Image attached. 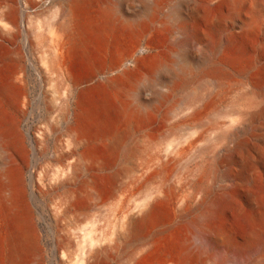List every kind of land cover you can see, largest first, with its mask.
<instances>
[{"label": "bare ground", "instance_id": "6f19581e", "mask_svg": "<svg viewBox=\"0 0 264 264\" xmlns=\"http://www.w3.org/2000/svg\"><path fill=\"white\" fill-rule=\"evenodd\" d=\"M65 2L48 28L53 47L54 34H62L63 56L53 53L48 61L66 76L57 81L63 102L78 96L75 122L67 132L70 145L82 146L80 159H88L93 170L84 184L98 190L111 184L96 151L100 146L110 153L119 149L128 162L121 170L129 178L125 187L145 177L154 181L133 208H123L113 244L153 222L151 232L163 235L162 208L171 205L173 218L187 221L199 250L183 240L173 242L160 264H202L208 244L234 264H246L249 254L264 251V0ZM18 10L15 0H0V264L37 259V239L23 204V164L14 154L22 136L7 117L9 109L23 111L26 101L22 57L9 46L18 34ZM151 26L172 38V47L154 50L147 43L140 53ZM253 51L259 55L255 67L247 60ZM70 58L90 68L73 73L63 63ZM161 109L170 124V145L149 139L141 161L133 162L134 129ZM77 169L62 174L60 185L73 181ZM230 216L244 218L246 230L232 235L225 227ZM232 238L242 244L241 253L222 248ZM140 241L149 244L144 256H152V241ZM139 243H127L126 263ZM113 244L100 243L78 264L106 262Z\"/></svg>", "mask_w": 264, "mask_h": 264}, {"label": "rangeland", "instance_id": "374dc122", "mask_svg": "<svg viewBox=\"0 0 264 264\" xmlns=\"http://www.w3.org/2000/svg\"><path fill=\"white\" fill-rule=\"evenodd\" d=\"M15 1L19 5L18 34L9 46L16 48L22 57L26 101L23 111L9 109L7 117L22 136L14 154L23 164V204L25 202L28 219L37 239V259L33 263L78 264L93 247L100 243L113 244L111 239L124 221L123 208H133L154 181L145 177L125 187L124 184L129 178L121 173V170L129 166L128 162L122 158L119 149L110 153L100 146L96 151L103 157L105 177L111 184L99 189L100 191L88 183L84 184L85 180L88 181L92 176L93 170L87 166L88 159L85 158L84 162L80 159L82 146L76 148L70 145L72 134L67 132L68 125L75 122L78 96L74 93L70 96L68 104L63 102L64 91L59 88L58 82L66 76L61 75L48 61L53 53L63 56L62 34H54L53 47L48 28L50 23L58 21L66 2L56 0L51 4L50 0ZM163 13L164 11L160 12L161 16ZM146 32L140 53L145 52V46L148 44L154 47V50H167L172 47V38L161 37L155 26H151ZM252 55L248 57L250 60H247L249 63L252 61L250 64L255 67L259 55L254 51ZM63 63L68 70L76 74H83L90 68L85 61L77 58L65 59ZM162 114L163 109L149 123L134 129L129 144L137 147L138 152L133 162L141 161L149 139L170 145V124L163 121ZM217 119L221 120L222 116ZM184 166V162L180 163L177 169L182 170ZM73 168H78L77 176L75 175L70 183L61 186L62 174L70 173ZM161 216V223H167L163 235L158 236L151 232L156 223L153 222L139 234L128 240L122 237L117 245L113 244L114 247L112 245L108 252L109 260L107 258L106 262L101 264H160L161 257L171 251L173 242L179 240L187 242L194 250H199L198 240L194 235L192 237L193 232L187 228V221L183 218H173L171 205L162 208ZM78 218L81 219L80 222L77 221ZM218 222L221 223L220 219ZM226 224L225 227L232 235L246 230L244 218L230 216ZM144 237L148 238L149 243L152 241L150 245L154 246L153 255L148 256L152 257L150 259L144 256L149 245L140 241ZM132 241L140 243L132 260L126 263L125 250L129 247L127 243ZM221 246L229 254L237 251L241 253L244 250L242 244L234 238L224 241ZM205 250L199 258L204 261L202 264H234L231 260L224 259L227 258L224 253L216 252V247L212 244H208ZM248 256L246 264H264V261L254 260L255 256L264 258V251Z\"/></svg>", "mask_w": 264, "mask_h": 264}]
</instances>
